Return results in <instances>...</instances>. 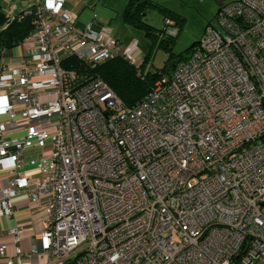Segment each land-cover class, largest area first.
<instances>
[{
	"label": "built area",
	"instance_id": "obj_1",
	"mask_svg": "<svg viewBox=\"0 0 264 264\" xmlns=\"http://www.w3.org/2000/svg\"><path fill=\"white\" fill-rule=\"evenodd\" d=\"M67 1L35 0L0 56V217L24 193L43 224L26 250L0 231V264H264V0L224 3L132 106L75 63L136 65L137 41Z\"/></svg>",
	"mask_w": 264,
	"mask_h": 264
},
{
	"label": "rangeland",
	"instance_id": "obj_2",
	"mask_svg": "<svg viewBox=\"0 0 264 264\" xmlns=\"http://www.w3.org/2000/svg\"><path fill=\"white\" fill-rule=\"evenodd\" d=\"M34 2L35 0H1L0 4L4 11H11V14L15 15L20 9L31 8ZM159 2L168 5L167 7L182 19L179 29L173 20H169L166 24L163 14L156 8H148L142 14L141 23H146L155 29H162L164 36L174 38L173 43L169 44L171 50L158 45L160 38L155 36L157 31L153 28L146 29L141 27L139 22L133 24L124 20L122 12L127 0H98L95 5L85 4L86 6H83L84 2H80L81 5L73 9L75 1L68 0L67 6L79 12V22H89L92 16L96 15V21L111 28L112 34L121 41L122 50L129 45L130 41L136 40L137 43L133 42L138 52L135 64L140 66L148 55L143 67V72L146 73L163 69L170 59V53H173L171 59L180 53L188 55L190 52L188 53L187 49L193 43L196 44L206 26L215 21L218 8L216 0H159ZM20 48L19 45L13 47L17 52ZM2 241L9 243L8 238H3ZM50 260L55 262L56 258L51 257Z\"/></svg>",
	"mask_w": 264,
	"mask_h": 264
},
{
	"label": "trees",
	"instance_id": "obj_3",
	"mask_svg": "<svg viewBox=\"0 0 264 264\" xmlns=\"http://www.w3.org/2000/svg\"><path fill=\"white\" fill-rule=\"evenodd\" d=\"M1 1V0H0ZM148 8H156L161 12L165 19L173 20L174 24L178 27L182 22L179 16H176L169 8L161 5L153 0H128L123 10L124 20L135 24L141 23L142 14L146 12ZM31 10V8H29ZM26 9H22L19 13L11 16L7 11L1 8L0 4V56L7 49L20 45L24 39L32 32L33 14L25 13ZM12 18L11 21H8ZM141 27L151 29L150 25L141 23ZM155 36L160 38L158 45L171 50L173 43L172 37L164 36V30L155 29ZM195 46V43H193ZM194 46L187 49L189 53ZM170 59L165 67L155 72H143L144 62L140 66L134 65L128 62L121 55L115 56L108 60H104L97 63L95 66H86L80 62L75 63V67L78 70L79 82L83 83L96 74L102 77L116 92V94L129 106L136 104L152 87L157 78L163 73H169L171 71V63L180 59L186 58L188 55L178 54L175 58L171 59L173 53H170Z\"/></svg>",
	"mask_w": 264,
	"mask_h": 264
},
{
	"label": "crops",
	"instance_id": "obj_4",
	"mask_svg": "<svg viewBox=\"0 0 264 264\" xmlns=\"http://www.w3.org/2000/svg\"><path fill=\"white\" fill-rule=\"evenodd\" d=\"M73 1H75V0H73ZM97 1L98 0H82L80 2L81 3L84 2L83 6H86L87 4L95 5L97 3ZM153 1L160 3L159 0H153ZM229 1H231V0H229ZM80 2L77 3L75 1L72 9L75 6H78L79 4L81 5ZM160 4L165 6V7L168 6V5H164L162 3H160ZM72 11L74 13H76L79 17V12H77L75 10H72ZM82 23H86V22H80V24H82ZM15 50L16 49H13V48H10L9 50L7 49L3 52V56L6 59L15 58V57L20 56L22 49L20 48L18 50V52ZM35 156H36V152H34L32 150L26 153L27 161L31 160ZM32 174H33V176H39L38 172H34ZM13 201H14L16 208H17V210L15 212V216L12 218H5V217L1 218L0 217V231H5L7 228L13 227V226L18 225V224L22 225L23 230H22V234H21L22 239H21L20 244H21L22 248L24 250H26L29 248V245L31 244L33 235L38 234L41 231V228L43 227V224L41 222L42 217L40 218L41 212H39L41 205L38 204L37 202L28 201L27 196L24 193L19 194L16 198H14ZM2 227H4V228H2ZM4 239H7V238H4ZM0 262H2V261H0ZM23 264H41V262L36 256H33L31 260H26Z\"/></svg>",
	"mask_w": 264,
	"mask_h": 264
},
{
	"label": "water",
	"instance_id": "obj_5",
	"mask_svg": "<svg viewBox=\"0 0 264 264\" xmlns=\"http://www.w3.org/2000/svg\"><path fill=\"white\" fill-rule=\"evenodd\" d=\"M223 3H224V0H216V4H217V6H218L217 11H216L217 13L220 11V9H221ZM21 10H22V9H20L19 12H20ZM19 12H18V13H19ZM11 20H12V18H10L8 21H11ZM192 46H194V44H192L189 48H191ZM176 62H177V61L171 63V71L173 70V68H174V66H175V64H176ZM171 71H170V72H171ZM170 72H169V73H170Z\"/></svg>",
	"mask_w": 264,
	"mask_h": 264
},
{
	"label": "flooded vegetation",
	"instance_id": "obj_6",
	"mask_svg": "<svg viewBox=\"0 0 264 264\" xmlns=\"http://www.w3.org/2000/svg\"><path fill=\"white\" fill-rule=\"evenodd\" d=\"M228 0H224V2H227Z\"/></svg>",
	"mask_w": 264,
	"mask_h": 264
}]
</instances>
